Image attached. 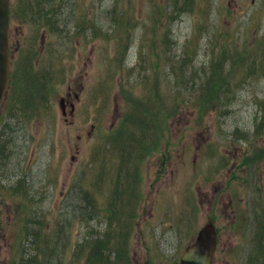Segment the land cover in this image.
<instances>
[{"label": "rangeland", "instance_id": "rangeland-1", "mask_svg": "<svg viewBox=\"0 0 264 264\" xmlns=\"http://www.w3.org/2000/svg\"><path fill=\"white\" fill-rule=\"evenodd\" d=\"M36 4L30 13L51 10L62 31L10 17L20 47L10 50L0 107V130L13 139L11 162L0 164V264L28 263L38 239L31 263L86 264L99 238L113 264L117 256L116 264H174L210 221L213 264H254V210L264 206V0ZM31 47L38 56L26 60ZM140 102L151 135L141 158L122 165L114 144L133 134ZM118 178L129 194L116 199ZM36 218L44 226L33 236Z\"/></svg>", "mask_w": 264, "mask_h": 264}, {"label": "trees", "instance_id": "trees-1", "mask_svg": "<svg viewBox=\"0 0 264 264\" xmlns=\"http://www.w3.org/2000/svg\"><path fill=\"white\" fill-rule=\"evenodd\" d=\"M33 1H35L37 4L35 6L38 7H46V3H51L52 0H21V5L18 6L19 13L15 14L16 10L18 9L16 6L17 4H13L12 7V11L11 13L15 10L14 12V18L17 16V18H19L21 21L27 22L28 19H30L32 21L31 24L33 25H39L38 28L41 27H46L48 29H51V31L53 32H59V34H61L62 29L59 27L58 24H56L55 22H51V21H47L46 19H48L49 11H45L43 9L40 10V15L35 18L36 16L32 17L31 16V11H32V3ZM47 8V7H46ZM39 20V21H38ZM44 23H46V25H43ZM29 55H33V56H38V53L34 50V47H31V49L27 50L24 54V58L26 60H30ZM18 68H20V65H18ZM22 70V69H21ZM23 71V70H22ZM24 72V71H23ZM25 73V72H24ZM54 75L52 77V79L50 80V84L53 85L54 82ZM26 85L22 87L21 91L25 92L26 91ZM33 94V93H32ZM46 96H44L45 98ZM143 100H141L142 102ZM26 102V101H25ZM141 102L137 108V111L134 115H132L130 117V122L132 124L133 127V134H131V136L129 138H124V139H120L118 142H116L114 144V147L117 148V150L120 148L121 150V164H132L133 163V156L135 154V156L139 159V157L141 158V144H145L151 135L150 130L147 127V123H146V118L141 116ZM15 103L17 104V107L22 105V101L19 100H15ZM15 103H12L13 107H15ZM16 107V111H20L19 108ZM26 110L32 108V105L30 103L26 102ZM11 118V116H10ZM6 120H8L7 118H5ZM141 121L143 123H141ZM142 132V134H141ZM150 132V133H149ZM9 134H7L4 130H0V164L4 162L9 163L11 162V159L13 157L12 152H11V144L13 139L12 138H8ZM5 139V140H4ZM6 153H4V151H6ZM139 150V151H138ZM139 163V162H138ZM133 181L137 182L134 178H132ZM122 179L118 178L117 179V184H116V189L121 188L120 190H117L116 192H113L114 197L116 198V196H118L119 198H121L123 195L125 196L126 194H129L126 189H123L121 187L122 184ZM115 189V190H116ZM116 198V199H119ZM116 199H114L115 204L118 202L116 201ZM122 205V204H121ZM116 207V206H115ZM256 212V219L258 221V225L254 231V242L256 244V247L253 249V259H254V264H257L258 260L264 259V206H261L259 208H256V210H254ZM135 215H133V217H128L129 221L126 223H118L119 228L122 229L126 226H128L133 220H134ZM34 223V227H37V229L33 232V236H38L39 234L37 233V231H41L43 229V224L40 221H36L33 220ZM120 233L114 231L112 232V234H109L108 236H112V239L110 242L113 241V239L115 237H117ZM36 241H40V239L36 240ZM36 241L33 240L31 243V246H33V248H27V250H32L33 252V256L34 258L30 259L28 261V263L26 264H33L31 262L34 261V259H37V255H40V246L36 245ZM86 242V241H85ZM96 245H90L88 244V248H87V254H86V264H113L111 262V253H109V255L106 254L107 251V247L109 244V241L104 240V238H99L98 241L96 242ZM120 259V256L115 257V264L117 263V261ZM264 263V260H261Z\"/></svg>", "mask_w": 264, "mask_h": 264}, {"label": "water", "instance_id": "water-1", "mask_svg": "<svg viewBox=\"0 0 264 264\" xmlns=\"http://www.w3.org/2000/svg\"><path fill=\"white\" fill-rule=\"evenodd\" d=\"M11 0H0V107L3 102L10 74L9 30ZM64 106V99H61ZM218 245V234L212 221L204 225L194 241L187 245L175 264H213ZM150 264V263H145Z\"/></svg>", "mask_w": 264, "mask_h": 264}, {"label": "flooded vegetation", "instance_id": "flooded-vegetation-1", "mask_svg": "<svg viewBox=\"0 0 264 264\" xmlns=\"http://www.w3.org/2000/svg\"><path fill=\"white\" fill-rule=\"evenodd\" d=\"M12 7H13V5H11V9H10V17H14V12L15 11H13L12 13H11V11H12ZM19 12L17 11L15 14H18ZM49 16H48V19H46L47 21H51V22H57L58 23V21H55V19H54V17L52 16V12H51V10H49ZM17 16L18 15H16V19H19V18H17ZM31 16L32 17H34V15L33 14H31ZM39 16V15H38ZM38 16H36L35 18H37ZM39 21V20H38ZM27 23H29V24H31L32 23V21L30 20V19H28L27 20ZM59 24V23H58ZM10 32H11V30H9V55H10V50H13V52L11 51V54H12V57L15 55L14 54V52L15 51H18V49H19V47H18V49H17V47H16V45H15V42L11 39V37H10ZM12 43V46L10 45ZM9 59H10V56H9ZM66 104V103H65ZM63 113H64V106H63ZM73 110H74V107H73ZM23 178H24V176H23ZM0 192L1 193H3V189H2V182H1V180H0ZM36 221H38L37 220V218H36ZM37 233L39 234L40 232L39 231H37Z\"/></svg>", "mask_w": 264, "mask_h": 264}]
</instances>
